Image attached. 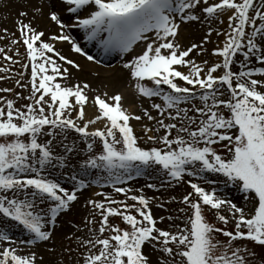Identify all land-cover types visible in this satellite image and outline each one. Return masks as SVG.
<instances>
[{
  "label": "rangeland",
  "instance_id": "rangeland-1",
  "mask_svg": "<svg viewBox=\"0 0 264 264\" xmlns=\"http://www.w3.org/2000/svg\"><path fill=\"white\" fill-rule=\"evenodd\" d=\"M147 1L0 33V264H264V0Z\"/></svg>",
  "mask_w": 264,
  "mask_h": 264
},
{
  "label": "bare ground",
  "instance_id": "bare-ground-1",
  "mask_svg": "<svg viewBox=\"0 0 264 264\" xmlns=\"http://www.w3.org/2000/svg\"><path fill=\"white\" fill-rule=\"evenodd\" d=\"M53 1L54 0H0V33H2V30L4 29L6 32H8L7 36L11 37L12 35H17V34L21 35L20 34L21 32H24L26 34L29 32H33L34 29L38 28L39 25H43V27L41 28L44 34L40 36L42 40L43 39L47 40L48 38H50L49 35H51V33L49 34V32H53L54 28L51 26V24L50 25H48V23L45 24L44 21L39 19L44 9L43 8L44 3L48 5V4H52ZM57 13L60 14V20L62 21L65 19L67 15L64 14V12H62L61 7L58 9ZM151 14L152 16L157 17V15L154 14V12H152ZM80 29L82 28H75L76 31H80ZM82 30L84 31V29ZM189 30H191L190 27ZM71 31L73 30L71 29ZM179 36L180 34L178 35V37ZM22 46L23 49L21 48V45L19 46L21 48V51L27 55L30 52L31 46L29 44H24V43L22 44ZM49 46H51V44ZM57 47L60 48V45H57ZM51 63L54 64V62ZM92 66H95V64H93ZM56 67L57 64H55V68ZM111 70H114V68ZM109 72L110 70H108L106 73ZM115 72L117 73V71Z\"/></svg>",
  "mask_w": 264,
  "mask_h": 264
}]
</instances>
